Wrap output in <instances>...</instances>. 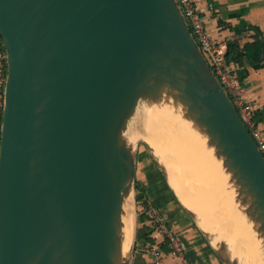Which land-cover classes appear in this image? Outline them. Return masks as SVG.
<instances>
[{
    "label": "water",
    "instance_id": "1",
    "mask_svg": "<svg viewBox=\"0 0 264 264\" xmlns=\"http://www.w3.org/2000/svg\"><path fill=\"white\" fill-rule=\"evenodd\" d=\"M0 37V264H131L124 204L135 207L140 140L221 264H244L225 225L203 230L151 146L131 139L146 134L142 113L165 107L219 166L264 257V157L176 0H0Z\"/></svg>",
    "mask_w": 264,
    "mask_h": 264
},
{
    "label": "crops",
    "instance_id": "2",
    "mask_svg": "<svg viewBox=\"0 0 264 264\" xmlns=\"http://www.w3.org/2000/svg\"><path fill=\"white\" fill-rule=\"evenodd\" d=\"M195 3L216 43L225 48L229 42L237 44L240 55L227 66L238 80L242 78L239 80L241 93L253 104L255 121L264 136V0H195ZM140 152L138 147V155ZM154 167L145 153L138 156L136 192L140 190V195L152 201L164 223L177 235L188 264H221ZM139 222L131 264H152V257L145 251L152 243H157L166 253L161 264H178L179 259L168 254L163 236L153 230L151 223Z\"/></svg>",
    "mask_w": 264,
    "mask_h": 264
},
{
    "label": "bare ground",
    "instance_id": "3",
    "mask_svg": "<svg viewBox=\"0 0 264 264\" xmlns=\"http://www.w3.org/2000/svg\"><path fill=\"white\" fill-rule=\"evenodd\" d=\"M152 110L155 111L154 108ZM162 110H164L162 113L149 111V110L146 111L145 113H142L141 120L142 121H149V123H147L146 125L141 124V127H143V126L146 127L147 133L142 134L140 136L142 137V139H144L145 142H147L151 146V148L154 151L155 156L159 159V161L161 163L165 164L167 175H168V181H169L171 187L173 188V190L175 191L176 195L178 196L179 200L188 209L194 211L197 214L200 227L209 233V232H211L210 230H213V228H212L213 223H211L209 220H205V217L207 215H211V214L215 215V209H217V208L221 211L222 205H221L220 198H217V196L215 197L213 195L214 194L213 189L215 191H217L215 186L213 184L208 185V183H207L205 174L203 173V168H204L203 165L204 164L199 165V162L203 158H205V156H203V154L205 153L206 156H208V155L203 149L202 141L197 136V134L190 128L189 122L182 120L179 117V115L174 113V111L169 110L168 107L162 108ZM174 119H178L179 124H176L177 122L175 123V121L172 122ZM158 120H161V121H158ZM180 131H182L183 133ZM188 132L192 133L193 140L191 138H189L190 136H188ZM131 139L134 140L133 137ZM192 141H193V143H194V141L196 143L192 144ZM199 143L202 145V147L200 146ZM203 151H204V153H203ZM210 158H208V159L211 161L210 162L211 165L215 168V172L218 173L219 172V169H218L219 166L217 167L215 164L213 165V161L211 160L212 158L211 159ZM206 159H207V157L204 160H206ZM204 160H202L203 163H204ZM206 162H207V160H206ZM208 165H209V163H208ZM219 173H218V175H219ZM219 178H220V182H221L220 187L222 190L225 188V184H223V182H222V177L219 176ZM186 179H188V181H186ZM192 186L194 187V189L192 188ZM232 190H233V188H232ZM229 194H227V198H229L228 202H230L231 208H233L232 201H231L232 194H231V192H229ZM230 196H231V198H230ZM132 206L134 207L133 203L127 199L125 201V204H124V207L126 210L125 211L126 217H125V223H124L125 224V226H124V241H123V250L124 251L128 250L130 242H131ZM230 211L233 212L232 209ZM222 213L225 214V210L222 211ZM237 213H238V211H237ZM226 214H225V216H226ZM199 215L202 218V220L199 218ZM231 215H232V213H231ZM232 216L234 217V215H232ZM230 218H232V217L230 216ZM203 219L205 220V222ZM226 223H229V221L227 220ZM230 224H231L230 227L232 228L233 227L232 221H231V223H229V225ZM237 224H236V226H237L236 229H238ZM239 226H240V224H239ZM242 226H243V224H242ZM240 229L243 230V227L238 229L239 232L241 231ZM246 231H244L243 233L245 234V233L249 232V231H247V232ZM226 232H225V235H226ZM237 233H238V231H237ZM231 234L232 233L230 232V234H228V235L230 236ZM239 234H242V233L240 232ZM249 234H248V238H250V236L252 235V238L254 240H251V238H250V240L252 242H255L256 244L258 243L260 245V240L256 238L255 234L253 232H251L250 236H249ZM245 235H247V234H245ZM232 237L235 238V236H232ZM246 238H247V236H246ZM246 238H244V239H246ZM230 239H231V237H230ZM212 240L215 241V239H213V238H212ZM241 240H243V239H241ZM239 241H240V239H239ZM244 241H242V242H244ZM249 242H247V243H249ZM255 243H253L252 245H254ZM239 245L240 244H237V246H239ZM253 247H254L253 250L255 252L252 250V253L250 254L251 256L249 255V251H247L248 255L250 256L249 257L247 255L249 260L251 261L250 264H264V261H263L264 257L263 256L261 257L260 251H259V257H258V249H259V248L257 249L258 246H256V247L253 246ZM240 254L242 255V253H240Z\"/></svg>",
    "mask_w": 264,
    "mask_h": 264
},
{
    "label": "built area",
    "instance_id": "4",
    "mask_svg": "<svg viewBox=\"0 0 264 264\" xmlns=\"http://www.w3.org/2000/svg\"><path fill=\"white\" fill-rule=\"evenodd\" d=\"M176 1L202 54L231 99L240 119L247 127L250 135L254 139L264 157V136L254 120V106L242 95L238 77L227 66L225 61V46L216 43L210 36L205 20L200 14L195 0ZM6 75L7 70L5 53L0 37V130L3 112V90ZM142 203L143 204L140 208L141 213H144L146 216L145 220L151 223L153 230L159 232V234L163 236L169 249L168 254L178 258V264H188L184 257V246L182 242L179 240L174 231L164 223L160 217L158 209L147 199H144ZM145 251L152 257V264H161V261L166 254L163 250H161L157 243L149 244L145 247Z\"/></svg>",
    "mask_w": 264,
    "mask_h": 264
},
{
    "label": "rangeland",
    "instance_id": "5",
    "mask_svg": "<svg viewBox=\"0 0 264 264\" xmlns=\"http://www.w3.org/2000/svg\"><path fill=\"white\" fill-rule=\"evenodd\" d=\"M158 121H161V120H158ZM175 121V123L176 124H179L178 123V119H174L172 122H174ZM147 123H149V121H142L141 120V124H143V125H146ZM174 123V124H175ZM162 125V124H161ZM140 126V125H139ZM163 126V125H162ZM141 127V126H140ZM181 130V129H180ZM143 131L145 132V133H147V130L145 129V128H143ZM139 133H140V129H139V131H138ZM180 132H182V131H180ZM183 133V132H182ZM134 135V140L136 141L137 139H142V137L139 135H136V134H133ZM188 136H190L189 138H191L192 140H193V138H192V133H190V132H188ZM142 140H144V139H142ZM140 143H139V146L138 147H140V150H141V152L139 153V155L138 156H143V154L145 153V157L146 156H149L150 157V155H149V153H148V150L144 147V145H142V141L140 140L139 141ZM181 142V141H180ZM187 143V142H186ZM196 142L194 141V143H193V141H192V144H195ZM200 144V143H199ZM200 146L202 147V145L200 144ZM145 148V149H144ZM191 149V148H190ZM203 153H204V151H203ZM203 156H205V158L207 157V162H206V160H204L205 158H203L202 160H204V163H203V161L201 160L200 162H199V165H202V164H204L203 165V173L205 174V177H206V180H207V183H208V185H210V184H213L214 186H215V188L217 189V191H215L214 189H213V191H214V196L216 197L217 196V198H220V201H221V207H222V210L220 211L218 208L217 209H215V215H207L206 217H205V220H209V221H211L212 223H213V226H220L221 227V225L223 224V225H225V230H223L222 232L225 234V232H226V236L230 239V237H231V241H232V243L234 244V247H235V249L237 250V252L238 253H242V255L243 256H245L246 258H245V260L243 261L244 262V264H250L251 263V261L249 260V258H248V256L252 253V250L254 249V247L253 246H257V244L255 243V242H252L251 240H254L253 238L250 240V238L252 237V235L250 236V234H251V232H248V233H245V234H247V235H245L244 233H242V229H240L241 231V233L242 234H239L240 232H239V228H241L240 226H239V223H238V221H237V219H238V213H237V211L235 210H233V208H231V205H230V202H228V200L226 199L227 198V194L226 193H224V190L222 189L221 190V187H220V184H221V182L219 181V175H218V173H216L215 172V168L211 165V161L208 159L209 157L208 156H206V154L204 153L203 154ZM202 156V157H203ZM140 159V158H139ZM150 163H152L153 164V166H155L154 168L157 170V172L159 173V175H161L160 174V172H159V170H158V168L156 167V165L154 164V162H153V159L150 157ZM207 163V164H206ZM208 163H209V165H208ZM141 165V164H140ZM210 169V170H209ZM141 169H139V171H140ZM138 171V172H139ZM202 173V174H203ZM209 175V176H208ZM162 177V176H161ZM215 177V178H214ZM216 179V180H215ZM136 181V180H135ZM186 181H188V179H186ZM192 181V180H191ZM217 184V185H216ZM193 185V184H192ZM217 186V187H216ZM192 188L194 189V187L192 186ZM136 193V196H141L142 198H144L145 199V195L144 194H141L140 195V190H139V193H137V192H135ZM136 198V197H135ZM144 199H142V200H140V201H138L137 202V200H135L136 202H135V207H133L132 206V212H131V216H132V220H131V227L133 226V222H134V210L136 211V214H135V234H136V230H137V227L139 226V224H140V222H139V215H140V213H141V210H140V208H141V206H142V202H143V200ZM149 202H151L152 203V201H150V200H148ZM153 204V203H152ZM229 208H228V207ZM220 207V208H221ZM232 209V211L233 212H231L230 210ZM225 210V214H226V216H225V214H223L222 213V211H224ZM227 210V211H226ZM229 210V211H228ZM220 212V213H219ZM222 213V214H221ZM231 213H232V215H234V217L231 215ZM228 215V216H227ZM225 216V217H224ZM230 216L232 217V218H230ZM236 216V217H235ZM227 217V218H226ZM225 218V219H224ZM234 218V219H233ZM227 220L229 221V223H231V221H232V228L230 227L231 226V224L229 225V223H226L227 222ZM226 221V222H225ZM237 221V222H236ZM234 222V223H233ZM238 223V224H237ZM241 223V222H240ZM235 224V225H234ZM236 224L238 225V229H236ZM241 225H242V223H241ZM243 227V226H242ZM228 229V230H227ZM245 228H243V232L244 231H246V229L244 230ZM236 232H235V231ZM232 233L230 236L228 235V234H230V232ZM237 231H238V233H237ZM248 231V230H247ZM246 231V232H247ZM235 232V233H234ZM250 233V234H249ZM237 234V235H236ZM248 234H249V236H250V238H248ZM242 235V236H241ZM245 235V236H244ZM232 236H235V238L234 237H232ZM246 236H247V238H246ZM243 237V238H242ZM244 238H246V239H244ZM239 239H240V241H239ZM241 239H243V240H241ZM238 242H237V241ZM245 240V241H244ZM242 241H244V242H242ZM250 241V242H249ZM247 242H249V243H247ZM253 243H255L254 245H252ZM237 244H240L239 246H237ZM250 248H249V247ZM246 248V249H245ZM248 248V249H247ZM242 250V251H241ZM247 251H249V255H248V252ZM254 251V250H253ZM255 252V251H254ZM248 255V256H247ZM251 256V255H250ZM249 256V257H250ZM248 260V261H247Z\"/></svg>",
    "mask_w": 264,
    "mask_h": 264
},
{
    "label": "trees",
    "instance_id": "6",
    "mask_svg": "<svg viewBox=\"0 0 264 264\" xmlns=\"http://www.w3.org/2000/svg\"><path fill=\"white\" fill-rule=\"evenodd\" d=\"M239 55H240V51L238 49L237 44L234 43V42H229L227 44V48H226V52H225V61H226V63L228 64L229 62H236L237 59H238V57H239ZM240 79H242V78L239 77V80ZM254 120H255V117H254ZM142 199H144V198H142L141 196H136L137 202L140 201V200H142ZM145 219H146V216L144 215V213H140V215H139V221H143Z\"/></svg>",
    "mask_w": 264,
    "mask_h": 264
}]
</instances>
